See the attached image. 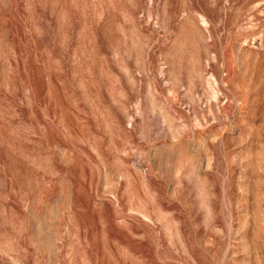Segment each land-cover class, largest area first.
Masks as SVG:
<instances>
[{
	"label": "rangeland",
	"instance_id": "obj_1",
	"mask_svg": "<svg viewBox=\"0 0 264 264\" xmlns=\"http://www.w3.org/2000/svg\"><path fill=\"white\" fill-rule=\"evenodd\" d=\"M0 264H264V0H0Z\"/></svg>",
	"mask_w": 264,
	"mask_h": 264
}]
</instances>
